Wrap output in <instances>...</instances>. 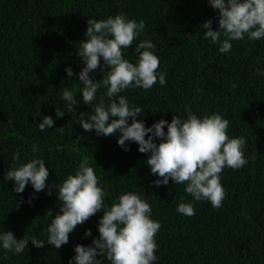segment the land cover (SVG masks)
Segmentation results:
<instances>
[{
	"label": "trees",
	"instance_id": "trees-1",
	"mask_svg": "<svg viewBox=\"0 0 264 264\" xmlns=\"http://www.w3.org/2000/svg\"><path fill=\"white\" fill-rule=\"evenodd\" d=\"M118 14L145 22L133 45L123 49L125 59L136 63L137 45L151 41L160 61L158 73L166 74L165 86L157 82L148 91L130 88L119 94L142 109L138 120L151 127L161 119L170 123L174 115L202 119L218 113L230 122L229 138L246 139L248 164L221 173L226 191L221 208L194 201L184 191L186 185L170 181L155 187L158 177L151 174L145 164L148 156L137 144L126 142L131 149L126 152L117 143L119 133L101 137L79 125L80 113L86 119L92 110L82 103L79 43L86 38L88 19ZM217 16L208 0H0V232L11 231L18 240L26 235L29 241H46L47 228L62 206L55 188L51 196L47 188L35 193L31 184L22 194L13 192L15 183L5 175L14 166V153L19 151V163L43 159L49 186L74 175L87 159L105 192V208L127 192L151 205L150 218L161 225L154 264H264V75H257L258 69L264 71V38L230 41L231 51L220 53L219 45L203 38L206 29L200 27L212 20L213 30H218ZM68 67L74 72L71 78ZM90 76L99 81L103 72L98 69ZM65 87L81 101L76 113L66 110ZM106 92L103 86L97 91L94 105L101 97L107 105ZM57 108L65 116L57 119ZM44 116L55 123L40 131ZM61 127L63 131L55 130ZM33 195L37 198L29 204ZM181 202L193 203L195 215L179 214ZM102 216L101 211L77 226L69 243L58 250L50 245L37 249L29 242L15 255L0 245V264H69L77 245L89 246L99 236ZM87 230L91 237L85 236Z\"/></svg>",
	"mask_w": 264,
	"mask_h": 264
},
{
	"label": "clouds",
	"instance_id": "clouds-1",
	"mask_svg": "<svg viewBox=\"0 0 264 264\" xmlns=\"http://www.w3.org/2000/svg\"><path fill=\"white\" fill-rule=\"evenodd\" d=\"M208 4L218 11L219 29L213 30L212 20L200 27L206 29L203 38L219 45L220 53L231 51L230 41H242L245 36L253 41L264 38V0H208ZM144 29V21L128 19L124 14L102 20L88 19L86 38L79 43L76 55L83 63L78 74V81L83 84L82 103L92 110L86 119L85 113H80L79 125L85 132L94 131L101 137L119 133L117 143L126 152L131 150L126 142L137 144L138 151L148 156L145 164L151 174L158 177L153 181L155 187L167 186L170 181L174 185H186L184 191L194 201H208L214 209H219L226 198L221 173L225 168L239 170L248 164L244 156L247 141L244 137L229 138L230 122L218 113L202 119L195 114H189L186 119L174 115L170 123L161 119L151 127L137 119L142 109L131 106L127 98L119 94L130 88L148 91L157 82L166 85V74L158 73L160 61L152 51L154 43L141 41L137 45L136 63L124 57L123 49L130 48ZM98 69L103 72V78L96 81L90 73ZM65 71L68 78L74 76L71 67ZM257 75H264V71L258 69ZM102 86L107 89L109 102L106 105L101 97L94 105L96 93ZM62 100L67 102L68 113H76L75 108L81 101L67 87L63 89ZM56 115L59 119L65 113L57 108ZM54 123L51 116H44L37 127L45 131ZM55 130L63 131V127ZM36 151L33 145V152ZM19 157V151L13 154L14 166L5 175V179L15 183L13 192L22 194L31 184L35 193L47 188V195L51 196L55 188L62 206L47 228L46 241L35 237L29 241L26 235L18 240L11 231L0 232V245L4 250L19 255L28 248L29 242L37 249L50 245L58 250L69 243L70 233L77 226L102 211L97 225L99 236L89 246L77 245L69 264H105V261L107 264H154L158 247L155 236L161 225L150 218L151 205L139 194H121L118 202L105 208V192L98 186L99 179L87 159L80 163L74 175L49 186L50 173L43 159L19 163ZM35 198V195L30 197L28 203ZM177 211L187 217L195 215L193 203L181 202ZM85 236L91 237V230H87Z\"/></svg>",
	"mask_w": 264,
	"mask_h": 264
}]
</instances>
